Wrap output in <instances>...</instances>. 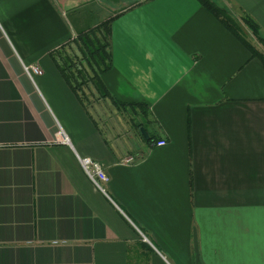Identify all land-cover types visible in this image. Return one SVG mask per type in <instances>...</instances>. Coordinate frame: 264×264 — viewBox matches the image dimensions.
I'll list each match as a JSON object with an SVG mask.
<instances>
[{"label": "crops", "instance_id": "obj_1", "mask_svg": "<svg viewBox=\"0 0 264 264\" xmlns=\"http://www.w3.org/2000/svg\"><path fill=\"white\" fill-rule=\"evenodd\" d=\"M107 18L111 98L75 93L56 63ZM0 264H264L260 59L199 0H0Z\"/></svg>", "mask_w": 264, "mask_h": 264}, {"label": "trees", "instance_id": "obj_2", "mask_svg": "<svg viewBox=\"0 0 264 264\" xmlns=\"http://www.w3.org/2000/svg\"><path fill=\"white\" fill-rule=\"evenodd\" d=\"M199 1L242 41L252 56L260 59L264 67V35L259 24L247 13L236 18L226 8L213 0ZM110 21L111 18H107L94 26L78 31L73 44L79 50L81 57L77 59L74 53L73 55L63 56V59L60 58L56 63L66 82L75 93H77L78 89H83L85 84L91 83L102 97L110 95L101 78L102 73L111 67ZM244 28L249 31L254 41L249 40L244 33ZM57 53L62 55L59 50ZM77 96L81 98L80 94H77ZM122 105L134 104L122 103ZM137 105H143V103H138ZM149 140L150 138L147 141Z\"/></svg>", "mask_w": 264, "mask_h": 264}, {"label": "built area", "instance_id": "obj_3", "mask_svg": "<svg viewBox=\"0 0 264 264\" xmlns=\"http://www.w3.org/2000/svg\"><path fill=\"white\" fill-rule=\"evenodd\" d=\"M25 70L30 76H32L33 74L35 75V74L42 73L41 68L36 64L25 66ZM58 135H59V141H61L62 143L68 142L67 136L64 134L63 131H59ZM163 144H165V140L163 139H159L156 141V145L158 146L163 145ZM132 159L133 157L130 156L126 158L125 161H131ZM79 162H80L82 169L84 170L86 175L89 177V179L93 182V184L97 188L104 191V188L102 187V183L108 181V176L104 172L101 164L98 161H95L88 156L79 157Z\"/></svg>", "mask_w": 264, "mask_h": 264}, {"label": "rangeland", "instance_id": "obj_4", "mask_svg": "<svg viewBox=\"0 0 264 264\" xmlns=\"http://www.w3.org/2000/svg\"><path fill=\"white\" fill-rule=\"evenodd\" d=\"M245 30H247V29H245ZM248 38H249V40H253L254 41V39H252V37L250 36V35H248ZM256 41V40H255ZM257 43V42H256ZM258 44V43H257ZM73 46H74V48L76 49H73V54L75 53V56H77V59H79L81 56H80V52H79V50L75 47V44H73ZM61 52H64V50L63 51H61ZM76 59V60H77ZM85 85H87V84H85ZM91 85V83H89V85H88V87ZM92 86V85H91ZM86 87V89L88 88L87 86H85ZM84 94H86L87 95V97L88 98H90L91 100L92 99H94V100H96L94 97L96 96V95H98V93L96 92V93H93V95L92 96H90L88 93H85L84 92ZM97 98H99V97H97ZM128 116H129V114H128ZM131 117H133V118H136L137 119V117H136V115H131Z\"/></svg>", "mask_w": 264, "mask_h": 264}, {"label": "water", "instance_id": "obj_5", "mask_svg": "<svg viewBox=\"0 0 264 264\" xmlns=\"http://www.w3.org/2000/svg\"><path fill=\"white\" fill-rule=\"evenodd\" d=\"M141 131H142L143 136H144L145 138H147L148 136H147V134L145 133V131H144L143 128H141Z\"/></svg>", "mask_w": 264, "mask_h": 264}]
</instances>
